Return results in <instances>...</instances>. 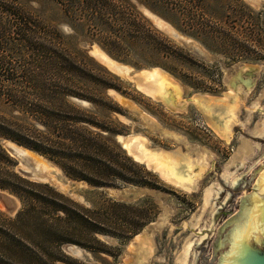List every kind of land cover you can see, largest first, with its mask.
Instances as JSON below:
<instances>
[{
    "label": "trees",
    "instance_id": "obj_1",
    "mask_svg": "<svg viewBox=\"0 0 264 264\" xmlns=\"http://www.w3.org/2000/svg\"><path fill=\"white\" fill-rule=\"evenodd\" d=\"M142 8L234 62L248 59L252 48L264 51L261 13L241 0H0V101L19 114L12 119L0 111V190L22 203L14 218L0 211V264H88L64 248L108 255L100 237L126 245L149 224L136 204L111 200L100 210L87 209L48 184L21 177L1 144L13 141L95 188L160 190L156 175L117 142L123 129L107 118L124 116L107 94L126 96L123 85L107 83V71L80 45L96 43L136 69L159 67L177 77L201 69L204 63L157 30ZM235 19L238 24H228ZM63 24L72 36L59 31Z\"/></svg>",
    "mask_w": 264,
    "mask_h": 264
},
{
    "label": "rangeland",
    "instance_id": "obj_2",
    "mask_svg": "<svg viewBox=\"0 0 264 264\" xmlns=\"http://www.w3.org/2000/svg\"><path fill=\"white\" fill-rule=\"evenodd\" d=\"M241 1L256 14L261 13L264 26V0ZM48 9L52 10L53 6ZM141 11L157 30L204 63L201 69L195 67V72H182L181 77L161 68L166 73L157 72L158 76H165L163 82L159 77L156 82L151 79L155 90L162 87L154 97L171 86V77L181 93L178 100L195 96L212 100L203 107L204 111L195 103H187L182 111L168 109L138 90L129 79L132 69H144L114 59L96 43L84 42L83 38H79V43L83 41L80 43L84 47L82 50L107 71V83L123 85L121 90L126 96L114 90H108L107 94L123 109L124 116L107 113V118L123 129L125 134L119 136L126 139L119 138L120 141L144 138V153L149 150L163 163L164 177L143 163L156 175L160 190L134 186L95 188L68 178L56 164L13 141L2 139L1 144L15 161L14 170L21 177L48 184L87 209L100 210L111 200L136 204L145 214L143 222L149 220L141 233L126 245L115 237H100L111 250L108 255L93 256L81 248L67 249L66 246L65 252L73 258L88 264H212L214 243L222 226L236 214L237 204L245 196L249 181L264 165V51L252 48L248 59L237 58L234 62L225 54H212L158 15L144 8ZM48 16L57 17L49 12ZM233 23L238 24L239 20H230L228 24ZM59 31L66 36L73 33L65 24ZM181 37L193 44L184 45ZM261 41L264 44V37ZM69 42L74 46L76 40L73 37ZM17 56L13 53V60H17ZM118 64L124 73L111 70ZM249 73H254L255 77ZM250 79H253L252 87ZM0 111L10 114L12 119L19 117L18 112L3 101H0ZM142 115L149 117L154 125L146 123ZM11 148L34 161L38 173L33 177L21 173L20 169L28 171L31 167L12 155ZM179 178L184 181L180 182ZM189 179L194 180L190 181L192 184L186 181ZM116 190L138 195L131 201H122L116 196ZM21 207L16 195L0 190V211L7 217L14 218Z\"/></svg>",
    "mask_w": 264,
    "mask_h": 264
},
{
    "label": "water",
    "instance_id": "obj_3",
    "mask_svg": "<svg viewBox=\"0 0 264 264\" xmlns=\"http://www.w3.org/2000/svg\"><path fill=\"white\" fill-rule=\"evenodd\" d=\"M181 41L186 46L193 44L192 41L184 37H181ZM155 69L164 71L157 67L140 71L132 69V73L128 77L134 82L136 88L143 92L139 89L138 75L143 71ZM249 74L252 78L255 77L254 73ZM249 81L250 87H252L253 79ZM143 93L151 97L149 94ZM151 98L162 102L168 109L182 111L185 110L187 103H195L198 106L196 100L202 97L195 96L181 102H176L174 97L173 100L159 96ZM136 114L139 115L138 112ZM141 117L149 125H154L146 115ZM116 140L129 155L124 146L125 140L123 142L120 141L119 136L116 137ZM10 153L22 160L26 167H31L28 171L20 169L21 173L27 177H33L38 173L33 168L32 160L29 157L19 156L13 149H10ZM129 156L135 162L140 163L131 155ZM140 164L146 166L143 163ZM115 194L122 201H131L138 195L136 192L128 190H116ZM72 248H74L72 245L67 246V249ZM212 264H264V165L249 181L245 196L237 204L236 214L222 226L214 243Z\"/></svg>",
    "mask_w": 264,
    "mask_h": 264
},
{
    "label": "bare ground",
    "instance_id": "obj_4",
    "mask_svg": "<svg viewBox=\"0 0 264 264\" xmlns=\"http://www.w3.org/2000/svg\"><path fill=\"white\" fill-rule=\"evenodd\" d=\"M119 65V64H118ZM111 70L117 72V73H124L122 71V67L121 65H119L118 67H113L111 68ZM159 74L162 73L161 70H158V69H155V70H152V71H143L141 72L139 75H138V82H139V89H141L143 92L149 94L151 97H154L155 93H158L157 90L161 89L162 87H157V90H155L156 88H154V82H152V80H155V82L157 81V78L159 77V80L163 82L164 80V77L165 76H162V75H159L158 76V72ZM152 79V80H151ZM171 79V86L163 91L162 95H158L159 97H164V98H167V99H170V100H173V97L175 98L176 102H181V100H178V99H181V93H180V90L178 88V86L173 82V79ZM144 84V85H143ZM175 92H173V91ZM157 96V97H158ZM155 98V97H154ZM212 100H206L205 98H198L196 100V103L198 104V106L201 108L202 111H204V108L205 106H207L208 104H210ZM216 102V101H215ZM232 115V114H231ZM231 117V116H230ZM235 118V117H234ZM224 126V125H223ZM232 131V130H231ZM119 138H124L126 139L125 137H122V136H119ZM119 139V140H120ZM123 140V139H122ZM121 140V141H122ZM124 141V140H123ZM122 141V142H123ZM125 142V141H124ZM145 143H146V140L144 138H139V139H133L132 140H129L127 142H125L124 146L125 148L130 151L129 153L139 162L141 163H145L149 168H152V169H155L156 171H158L163 177L166 175L165 173V169L163 168V163L154 155L152 154L151 152H149V150H146L145 153H144V147H145ZM139 146V148H138ZM12 149V148H11ZM140 149V151H139ZM14 150V149H13ZM27 150V149H26ZM15 151V150H14ZM16 152V151H15ZM31 152V151H30ZM17 153V152H16ZM33 153V152H32ZM19 156H25V155H21L19 153H17ZM27 157V156H26ZM164 160V159H163ZM32 165L33 167L35 168V162L32 161ZM192 168V167H191ZM36 170V168H35ZM204 170V169H203ZM203 172V171H202ZM191 173V172H190ZM200 173V172H199ZM171 174V173H170ZM197 175V174H196ZM195 176V175H194ZM175 179H177L178 177L174 176ZM189 177V176H188ZM180 179V182L181 181H184L182 179L184 178H179ZM191 180L193 179H189V180H186L187 182H190ZM194 181V180H193ZM235 181V180H233ZM190 184H192L190 182ZM237 184V183H236ZM178 185H179V182H178ZM185 185V184H184Z\"/></svg>",
    "mask_w": 264,
    "mask_h": 264
}]
</instances>
